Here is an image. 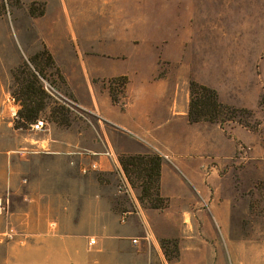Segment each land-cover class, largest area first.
I'll return each mask as SVG.
<instances>
[{
	"label": "rangeland",
	"instance_id": "374dc122",
	"mask_svg": "<svg viewBox=\"0 0 264 264\" xmlns=\"http://www.w3.org/2000/svg\"><path fill=\"white\" fill-rule=\"evenodd\" d=\"M160 1L165 0H154L152 10H162L156 9ZM60 4L0 0V264H106V251L91 243L95 239L78 238L70 216L77 197L100 192L92 179L82 183L61 155L42 152L46 147L36 141L49 135L130 137L135 150L144 152L125 156L122 166L135 170L131 161L152 158L167 165L170 176L163 182L160 167L151 198L143 197L144 180L136 174L106 173L103 181L131 208L140 190L139 204L177 223L156 226L169 264H264V0H192L187 13V4L180 13L168 12L177 18H168V25L188 28L189 37L175 36L165 50H139L133 63L123 65L129 75L93 78L96 102L90 90L75 96L50 57L56 46L47 44L55 39L48 31L59 22L53 10ZM81 41L73 39L74 52H83ZM30 71L42 87L44 80L74 103L48 96L43 87L48 107L37 120L44 123L39 130L32 128L35 123L18 125L16 95ZM192 81L217 92L224 106L220 122H189ZM105 85L120 113L129 105L130 89L144 101L134 129H121L102 115ZM94 227L88 219L80 230ZM133 247L127 264H141Z\"/></svg>",
	"mask_w": 264,
	"mask_h": 264
},
{
	"label": "crops",
	"instance_id": "0c3cea01",
	"mask_svg": "<svg viewBox=\"0 0 264 264\" xmlns=\"http://www.w3.org/2000/svg\"><path fill=\"white\" fill-rule=\"evenodd\" d=\"M62 2L63 4L53 10L59 14V22L52 26L53 32L48 31L55 39L47 41V44L56 46L53 47L50 57L60 68L65 85L73 94L77 96L79 91L90 90L95 102L97 100L91 82L93 78L99 75L102 79L111 80L129 75L123 65L133 63L132 58L139 50H165L168 45L171 46L175 42V36L190 35L188 28L179 29L173 24L168 25V18L172 21L177 19L168 12L180 13L181 10H185L187 4V13L191 10L192 0H165L164 3L160 1L161 5L156 9L162 10L158 12L151 8L153 4L154 8L156 6L154 0H62ZM204 8L203 1L202 21ZM78 37L79 41L82 40L83 52H74L73 39ZM181 42L183 40L178 43ZM91 46L102 50L103 55L92 53ZM98 63L104 66L100 68L99 65L93 67L89 65ZM97 68L99 70H96ZM105 89L102 115L114 123H119L116 126L121 129H134L137 106L143 105L144 101L139 98L136 90L130 89L129 105L120 113V110L112 105L107 85ZM18 106L21 108L20 104ZM88 139L90 140L80 135L78 137L69 135L64 138L49 135L36 141L46 147V151H42L45 155H61L82 183L90 178L92 185L100 192L93 198L77 197L70 203L75 206V209L70 211V216L73 215L76 222L74 228L79 232L75 235L78 238L97 240L94 244H97L99 251H106L104 256L106 264H127L126 258L133 246L138 248L141 264H169L157 241L161 236L156 226L160 221L167 228L175 227L177 223L158 208L150 209L139 204L137 197L141 193L140 190L136 189L134 196H137L131 208L122 202L120 193L112 183L103 181L106 173H113L115 177L121 174L124 176L121 160L125 156L141 154L144 150H135L136 144L130 137L105 136L103 139L96 137ZM107 152H111L113 156L106 155ZM160 167L164 182L167 175L170 176V171L164 163L160 164ZM88 219L95 221L97 227L83 232L80 230L81 225ZM68 221L72 222L71 217ZM221 223L226 228L227 224L222 221ZM151 226L154 230L149 232ZM69 227L73 228V225L70 223ZM29 228L30 225L27 224V229ZM133 240H137V243L134 244Z\"/></svg>",
	"mask_w": 264,
	"mask_h": 264
},
{
	"label": "trees",
	"instance_id": "16d2710c",
	"mask_svg": "<svg viewBox=\"0 0 264 264\" xmlns=\"http://www.w3.org/2000/svg\"><path fill=\"white\" fill-rule=\"evenodd\" d=\"M25 75L24 81L19 84L20 87L16 95V101L21 105L18 110V125L22 124L30 127L37 122L41 116V111L45 109L47 96L35 72L30 71ZM190 93L188 112L190 123H218L221 121L224 106L219 102L215 90L192 81L190 83ZM141 161L130 162L135 170L130 169L127 163H123V168L127 175L136 174L137 178L144 180L141 185L143 197L148 196L151 198V190L158 188L161 160L160 158H152L146 163ZM131 184L133 185V182Z\"/></svg>",
	"mask_w": 264,
	"mask_h": 264
},
{
	"label": "built area",
	"instance_id": "2783aa9c",
	"mask_svg": "<svg viewBox=\"0 0 264 264\" xmlns=\"http://www.w3.org/2000/svg\"><path fill=\"white\" fill-rule=\"evenodd\" d=\"M42 81H43V87H44V89L46 90V94H47L48 96H50V97H52V98H54V99H56V100H58V101H60L59 98H62L61 100L64 101L65 104H74L73 101L64 98V96H62V95L58 92V90L55 89L53 86L47 84V82L44 81V80H42ZM60 102H61V101H60ZM62 103H63V102H62ZM43 125H44V123H43L42 121H37V122L35 123V125L32 126V128L35 129V130H39V129H41V127H42ZM106 155L111 156V153H110V152H107ZM164 157L168 160L167 156H164ZM91 243L94 244L95 241L92 240ZM133 243H134V244L137 243V240H133Z\"/></svg>",
	"mask_w": 264,
	"mask_h": 264
},
{
	"label": "bare ground",
	"instance_id": "6f19581e",
	"mask_svg": "<svg viewBox=\"0 0 264 264\" xmlns=\"http://www.w3.org/2000/svg\"><path fill=\"white\" fill-rule=\"evenodd\" d=\"M20 264V263H19Z\"/></svg>",
	"mask_w": 264,
	"mask_h": 264
}]
</instances>
